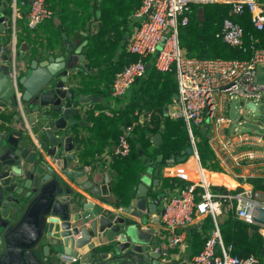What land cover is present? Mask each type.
I'll use <instances>...</instances> for the list:
<instances>
[{
	"label": "water",
	"instance_id": "1",
	"mask_svg": "<svg viewBox=\"0 0 264 264\" xmlns=\"http://www.w3.org/2000/svg\"><path fill=\"white\" fill-rule=\"evenodd\" d=\"M9 26L8 4L0 0V264H68L71 259L87 264H169L157 249V232L147 227L165 214L163 194H157L160 169L144 173L119 214L106 213L54 169L82 191L102 198L100 186L108 179L99 180L94 170L80 165L78 157L81 137L76 128L85 123L77 117L81 106L98 101L97 96L79 95L81 86L75 84L78 75L91 70L83 54L85 45L66 44L59 57L33 60L24 75L19 73L17 96L2 39ZM26 47L23 44L20 52ZM174 99H179L178 94ZM261 107L264 99L259 104L249 102L246 111L252 110L253 116H244L264 128ZM230 108L229 117L236 128L234 104ZM3 109H12L19 124L26 125L27 120L36 128L38 144L25 130L13 128ZM165 115L170 116L169 107ZM240 129L264 137L261 129ZM206 131V127L201 129L203 135ZM149 138L162 148L161 134ZM44 143V154H39ZM187 154H192L191 148ZM162 159L160 155L158 162ZM168 162L173 165L176 160ZM165 194L170 198L169 191ZM229 218L223 215L220 221ZM255 222L264 227V207L258 209Z\"/></svg>",
	"mask_w": 264,
	"mask_h": 264
},
{
	"label": "built area",
	"instance_id": "2",
	"mask_svg": "<svg viewBox=\"0 0 264 264\" xmlns=\"http://www.w3.org/2000/svg\"><path fill=\"white\" fill-rule=\"evenodd\" d=\"M212 4L229 5L234 15L251 12L255 29L264 31V7L259 0H143L134 13L137 25L128 43V51L139 58L115 75L111 91L116 99L127 96L134 84L146 77L148 65H154L161 73L175 72L176 75L179 99H174L169 114L172 119H182L185 123V136L192 149L190 156L198 165L194 173L199 177L180 176L190 185L175 189L174 195L167 200L165 214L157 223V249L163 252L164 257L168 256L166 251L175 249L182 256L186 253L189 229L196 220L211 216L215 229L203 251L193 257L190 264H259L255 255L242 258L232 254V247L224 244L220 219L228 215L246 224L257 225L258 209L264 207V192L249 183L251 180L264 182V137L242 133L240 127L243 125L236 120L239 108L242 114L249 102H263L264 84L258 83L257 75L258 67L264 65V48L259 46L260 39L254 36L248 42L241 24L228 18L224 20L218 37L229 47L250 53V57L240 60L191 56L180 46L179 29L188 25L192 7L197 6L200 10ZM53 17L54 11L46 0H32L27 27L35 30ZM9 31L10 38L4 46L7 47L11 77L19 96L15 21L10 22ZM232 104L236 109V128H233L229 117ZM249 112L253 111H246ZM108 115L113 117L114 113ZM135 115L138 120L122 129L112 155L107 156L111 162L131 153L130 140L136 127L151 120V116L145 113ZM204 127L207 131L203 135L201 129ZM202 141L207 142L222 172L202 166L199 152ZM173 165L168 162L164 167L165 177H179ZM206 173L231 175L238 184L231 188L206 180ZM214 187L221 189L214 193ZM68 264L87 263L71 259Z\"/></svg>",
	"mask_w": 264,
	"mask_h": 264
},
{
	"label": "trees",
	"instance_id": "3",
	"mask_svg": "<svg viewBox=\"0 0 264 264\" xmlns=\"http://www.w3.org/2000/svg\"><path fill=\"white\" fill-rule=\"evenodd\" d=\"M31 1L19 0L25 6H30ZM46 1L50 9L54 11V17L40 27L51 26L56 12L66 28L64 32L58 31L52 39H47V49L55 51L64 41H76L87 37L88 44L84 47L83 54L90 65L98 69L97 75L92 77L88 93L107 94L112 87L115 75L139 58L127 51L126 35L129 32L130 19L140 8L143 0H71L73 5L79 9V11L73 10V13L69 12L64 0ZM202 9L203 15L200 16L199 7H192L188 25L179 29L180 46L191 55L206 58L248 59L250 53L231 48L218 37L224 20L228 18L241 24L248 42H250V37L254 36L260 39L259 46L264 48V31L260 32L255 29L251 12L246 11L243 15H234L231 13V7L224 4L206 5ZM93 23H102L103 26L92 34L87 27ZM24 28L26 31L22 32L25 35L21 41L34 38L31 40L39 42V37L35 33L39 27L30 30L26 22ZM33 31L34 37H32L33 33L30 34ZM118 52L119 57L117 58ZM177 92L178 82L175 72L161 73L154 65H151L146 77L135 83L129 94L122 98L127 99V102L119 110L114 111L113 117L104 114L98 118L93 117L95 127L99 123L104 124V128L99 129L101 134L94 131L97 141L101 140L100 135L104 136L102 144L95 148L96 153H101L109 138L118 141L122 129L138 120L136 113L151 116L149 122L146 121L136 127L130 140L131 153L127 157L113 159L111 162L112 189L116 207L125 206L128 203L130 193L140 183L146 172L147 161L152 160L159 169L165 167L172 159L176 160V164L186 162L190 145L187 136H181L185 123L182 119L174 120L165 115V109L173 104ZM158 134H161L163 139L161 149L156 147L149 138ZM199 152L201 164L205 169L222 172L206 141L199 144ZM160 155L163 156L161 163L158 162ZM158 178L161 180L162 187L170 192L190 185L189 181L179 177L162 178L159 176ZM249 183L256 190L264 192L263 181L251 180ZM194 228L190 230L187 242L186 253L189 254V259L203 251L215 229L214 220L211 216H207L198 229ZM262 230H264L262 226L249 225L232 216L229 220L220 223L224 244L232 247V254L242 258L255 255L259 258V264H264Z\"/></svg>",
	"mask_w": 264,
	"mask_h": 264
},
{
	"label": "crops",
	"instance_id": "4",
	"mask_svg": "<svg viewBox=\"0 0 264 264\" xmlns=\"http://www.w3.org/2000/svg\"><path fill=\"white\" fill-rule=\"evenodd\" d=\"M1 1L7 2V4H8V11L10 14V22L14 23V21H15L17 31H18V34H17L18 39L17 40H18L19 50L21 51V47L23 44H27L26 51L21 52L20 75H24L26 73L31 62L35 59H38L39 62H43V61H46L50 57L61 56L63 53L62 52L63 47L66 44H74L77 46L78 45H85L86 46L88 44V40L86 37L84 39H79L76 41H64L63 43H61L62 44L61 47H59L55 51H51V50L49 51L46 47L47 39L48 38L52 39L53 36L55 34H57L58 31L64 32L66 29L65 25L64 24L62 25L61 19L59 18L60 15L56 12H55V19H54L53 23L51 24V26L48 25L47 27L46 26L45 27H39L35 31V33L39 37L38 41L40 43L31 40L34 38H29V40L27 39V40L21 41V38L25 35V34H22V32L24 30L26 31V29L24 27H25V23L27 22V17L29 14L30 6H25L22 2L20 3L19 0H1ZM56 1L59 2V0H56ZM64 1L67 3V9L69 8V12L71 11V13H73V10L79 11V9H77L73 5L71 0H64ZM263 1L264 0H259L260 4L264 7ZM64 8H66V6ZM63 17H64V14H63ZM130 20L131 21L129 22V32L126 35L127 36L126 42H128V43H129V39H130L133 31L136 28V25H137L136 19L134 18V14L132 15ZM67 22L69 24L71 23V21H67ZM100 24H102V23H96V24L93 23L87 27V30H89L92 34L96 33L99 28H102V27H100ZM31 33H33L32 37H34V35H35L34 31L30 32V34ZM9 38H10V31H8L5 35L2 36V39L4 40L3 45H6V43L9 41ZM41 43H44V44H41ZM127 51H128V49H127ZM118 57H119V52H118L117 58ZM86 62L90 65V62L87 59H86ZM90 67L92 68V70H91V74L89 76H90V78H92L95 75H97L98 69L92 67L91 65H90ZM89 76H88V79H89ZM85 78H86L85 75H82V77H79V78L76 77L75 84L77 82L79 83V85L84 84L83 80H85ZM126 102H127V99H122V100L116 99L112 96V94L107 95V96H100V97H98V101L96 103H92L91 106L89 107L90 108L89 112H91V117H90V114H88L89 109L86 110V108L84 109L85 111L82 109L81 115L79 117H77L78 119H80L81 121H84L86 123L85 126L79 125L76 128L79 135L81 136V140H79V144H80L81 148H80V151L78 152L80 165L84 168L94 170L97 173L99 180L108 179L107 183L100 186L101 192L103 194L102 198H94L90 192H84L78 186H76L74 183H70L62 175V173L58 169H56V167L54 166V169L57 171V173H59L61 175V177L69 185H71L74 189L82 192L89 200L94 202L96 205L100 206L108 214H119L120 209L123 207V206H121V207L115 206L116 199H115V196L113 194V189H112L111 161L107 158V156L112 155L115 143L117 141L113 140L112 138H109L107 140L106 147H104V150L101 153H96L95 148L102 144L104 136L100 135L99 137L100 138L102 137V138L100 141H97L95 139V132H98L99 134H101L102 132L99 129L104 128V124L101 125L99 123L97 125V127H95V124L92 121V119H93V117L98 118V117H100V115H103V114L108 116V117H111L110 115H108V113H110V112L114 113L115 110H119L123 105H125ZM169 107L171 109V105ZM3 113H6L9 116V120H7V121L9 122V124H11V126L13 128L25 130V133L29 137H31V139L34 140V142L36 144H38V136L36 134L37 129L32 128V125L30 123H28L27 120H26V125L25 124L21 125L17 121H15L14 117H15L16 113L12 109H3ZM1 125H3V124L0 121V130L2 128ZM45 147H46V143H44L42 145L41 151L39 152V154H41V153L44 154V151L42 149ZM47 160L50 161L49 158H47ZM187 165H188V162L181 163L180 165L175 163L174 164V168H175L174 171L176 173H180L182 176L193 179L195 177V173L193 171H191L190 169H188L186 167ZM162 168L164 169V167H162ZM239 172L242 173L243 170L240 169ZM181 175H179V176H181ZM179 178H181V177H179ZM154 179H156V177H154ZM216 183H220L223 185H227L231 188H234L238 184V181L236 179H234L231 175H225L224 174V175H217V182ZM161 189H164L162 187V185H161ZM170 193L173 196L175 193V190L171 191ZM204 218L198 219L195 221L194 225L189 229V234H190V230L193 229V227H195L196 229H198V227H200V224L203 222ZM147 227L153 228L156 230L158 225H155L154 223L148 222ZM262 234L264 235V230H262ZM187 242H188V240H187ZM171 257L173 258L174 264H190V262L192 260V259H189V254H187V253L183 254L182 256H179V251L176 249L171 250Z\"/></svg>",
	"mask_w": 264,
	"mask_h": 264
},
{
	"label": "flooded vegetation",
	"instance_id": "5",
	"mask_svg": "<svg viewBox=\"0 0 264 264\" xmlns=\"http://www.w3.org/2000/svg\"><path fill=\"white\" fill-rule=\"evenodd\" d=\"M18 39V38H17ZM77 46V45H76ZM17 51H18V53H17V60H16V66H17V71H18V75H19V73H20V71H21V52H20V50H19V46H18V40H17ZM91 70H92V68H91ZM91 70L89 71V72H87V71H85L84 70V74H80V75H78L77 77L79 78V77H82V75H85L86 76V78H85V80H83L84 81V84H82V85H80L81 86V89H78V94L79 95H81V96H84V97H93V96H97V97H100V96H107V95H110V94H112V91H111V89L109 90V92L107 93V94H103V95H98V94H96V93H88V90H89V88H90V83L92 82V78H90V74H91ZM88 76H89V79H88ZM94 94V95H93ZM92 103H94V102H91L88 106H81V112H82V109L84 110L85 108H86V110L87 109H89L88 110V114H90V117H91V112H89L90 111V106H91V104ZM85 111V110H84ZM81 115V114H80ZM80 122H83V123H85L84 121H81L80 119H78ZM84 126L86 125V123L85 124H83ZM83 125H81V126H83ZM79 126V125H78ZM77 126V127H78ZM78 132V131H77ZM81 137V136H80ZM157 169H159V168H157ZM160 173H163V177H165L164 176V169L163 168H161L160 169ZM166 191H168L167 189H161L160 188V190H158V192H157V194L158 193H162L163 194V204H162V209H165V204H166V202H167V200H169V198H167V195L165 194L166 193ZM172 195H171V193H170V197H171ZM160 218H161V216L159 217V219H158V222L157 223H159V221H160ZM157 223H155L154 222V224L155 225H157ZM156 232H157V230H155ZM156 239H158V237H156ZM166 253L168 254V256L167 257H164V258H166L167 259V261H168V263L169 264H174V262H173V258L171 257V251L169 252V251H166ZM38 255L40 256V254L38 253ZM164 256V255H163Z\"/></svg>",
	"mask_w": 264,
	"mask_h": 264
},
{
	"label": "rangeland",
	"instance_id": "6",
	"mask_svg": "<svg viewBox=\"0 0 264 264\" xmlns=\"http://www.w3.org/2000/svg\"><path fill=\"white\" fill-rule=\"evenodd\" d=\"M263 3H264V1H263ZM188 52V51H187ZM189 53V52H188ZM191 55V54H190ZM191 56H194V55H191ZM195 57V56H194ZM257 81H258V83H260V84H264V65H261V66H259L258 67V75H257ZM129 99V98H128ZM237 104L239 105V103L237 102ZM261 112L262 113H264V107H261ZM246 114V109L245 108H243V113L241 114V109L239 108L238 109V113H237V117H236V120L239 122V123H241L243 126H245V127H251V128H253V129H261L262 131H264V128H260V127H257V126H255V124H253V123H250L247 119H245V115ZM253 116V113L252 112H250V113H248V117L249 118H251ZM186 134V132H185V129H183L182 131H181V136H184ZM186 162H188V165L186 166L188 169H190L191 171H195L196 169H197V167H198V165H197V163L193 160V159H191V156L189 155V156H187L186 157ZM146 165H147V168H146V172H155V170L157 169V165L154 163V162H152V160H149V161H147L146 162ZM180 165V164H179ZM174 166V165H173ZM184 167V166H183ZM159 176H161L162 178H163V173H160L159 174ZM175 177V176H174ZM180 177V176H179ZM221 188H216V189H214L213 188V192L215 193V192H218L219 190H220ZM223 190V189H222ZM263 198H264V196H263ZM156 239V238H155Z\"/></svg>",
	"mask_w": 264,
	"mask_h": 264
},
{
	"label": "bare ground",
	"instance_id": "7",
	"mask_svg": "<svg viewBox=\"0 0 264 264\" xmlns=\"http://www.w3.org/2000/svg\"><path fill=\"white\" fill-rule=\"evenodd\" d=\"M199 176L197 174H195V177L193 179H197ZM204 178L206 180H209V181H213V182H217V175H213V174H208L206 173Z\"/></svg>",
	"mask_w": 264,
	"mask_h": 264
}]
</instances>
